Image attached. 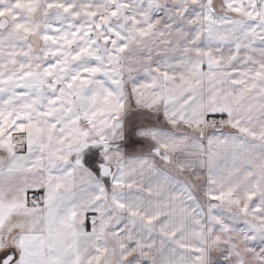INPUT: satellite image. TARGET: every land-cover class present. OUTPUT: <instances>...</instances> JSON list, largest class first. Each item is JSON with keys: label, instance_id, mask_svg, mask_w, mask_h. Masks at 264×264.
<instances>
[{"label": "snow or ice", "instance_id": "obj_1", "mask_svg": "<svg viewBox=\"0 0 264 264\" xmlns=\"http://www.w3.org/2000/svg\"><path fill=\"white\" fill-rule=\"evenodd\" d=\"M0 264H264V0H0Z\"/></svg>", "mask_w": 264, "mask_h": 264}]
</instances>
